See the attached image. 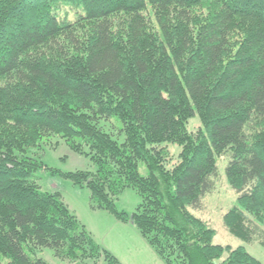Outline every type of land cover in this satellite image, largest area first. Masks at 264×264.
I'll list each match as a JSON object with an SVG mask.
<instances>
[{"label": "trees", "instance_id": "obj_1", "mask_svg": "<svg viewBox=\"0 0 264 264\" xmlns=\"http://www.w3.org/2000/svg\"><path fill=\"white\" fill-rule=\"evenodd\" d=\"M53 135L96 166L61 175L165 264H261L213 243L190 209L228 154L237 197L223 224L264 245V0H0V264H44L43 248L121 264L31 179L44 163L26 153ZM164 143L180 147L171 167ZM127 187L140 197L130 214L114 203Z\"/></svg>", "mask_w": 264, "mask_h": 264}, {"label": "rangeland", "instance_id": "obj_2", "mask_svg": "<svg viewBox=\"0 0 264 264\" xmlns=\"http://www.w3.org/2000/svg\"><path fill=\"white\" fill-rule=\"evenodd\" d=\"M144 13L148 14V12ZM103 125L109 131L107 122ZM200 126L196 115L186 124L189 131H195ZM121 138L118 137V140ZM163 145H167L169 154L173 158L167 165L171 167L176 161L180 147L172 143ZM26 154L39 158L44 163V168L37 170L31 179L42 191L57 192L69 211L90 232L99 247L114 255L123 264H165L134 225H126L117 220L109 211L92 208L89 190L61 175L63 172L78 170L95 171L96 166L89 156L73 151L58 135L43 138L37 147L29 149ZM227 155L215 156L217 175L213 178V188L205 194L199 209H190V211L214 229L213 243L233 248L243 246L251 256L264 264V245L248 243L234 237L223 224L224 213L236 205L237 197L225 177ZM138 170L143 176L147 174V169L142 163L139 164ZM139 202V195L130 187L123 189L114 199L116 209L123 210L127 214L134 211ZM36 255L44 261V264H72L54 255L50 248H43ZM96 264L105 263L99 260Z\"/></svg>", "mask_w": 264, "mask_h": 264}, {"label": "crops", "instance_id": "obj_3", "mask_svg": "<svg viewBox=\"0 0 264 264\" xmlns=\"http://www.w3.org/2000/svg\"><path fill=\"white\" fill-rule=\"evenodd\" d=\"M126 225H131L132 223H130V222H124ZM133 225V224H132ZM120 261V260H119ZM161 261V260H160ZM120 263L121 264H123V262L122 261H120Z\"/></svg>", "mask_w": 264, "mask_h": 264}]
</instances>
